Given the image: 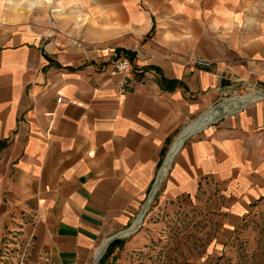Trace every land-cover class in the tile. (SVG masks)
Instances as JSON below:
<instances>
[{
  "label": "crops",
  "instance_id": "obj_1",
  "mask_svg": "<svg viewBox=\"0 0 264 264\" xmlns=\"http://www.w3.org/2000/svg\"><path fill=\"white\" fill-rule=\"evenodd\" d=\"M259 1L0 0V257L96 262L168 149L154 192L174 156L162 200L219 197L218 244L263 215L264 96L220 103L264 90Z\"/></svg>",
  "mask_w": 264,
  "mask_h": 264
},
{
  "label": "rangeland",
  "instance_id": "obj_2",
  "mask_svg": "<svg viewBox=\"0 0 264 264\" xmlns=\"http://www.w3.org/2000/svg\"><path fill=\"white\" fill-rule=\"evenodd\" d=\"M259 5L258 12L264 14V0ZM170 167L154 192L159 177L158 174L154 181L157 169L141 208L121 229L128 228L127 232L115 238L118 243L114 247L110 245L112 240L107 241L100 257L92 264H99L100 259H104L103 264H264V214L249 215L232 232V243L221 246L216 242L224 218L220 198L204 199L198 193L189 203L180 197L163 201ZM141 210H144L142 214ZM21 260V257H0V264H23Z\"/></svg>",
  "mask_w": 264,
  "mask_h": 264
},
{
  "label": "bare ground",
  "instance_id": "obj_3",
  "mask_svg": "<svg viewBox=\"0 0 264 264\" xmlns=\"http://www.w3.org/2000/svg\"><path fill=\"white\" fill-rule=\"evenodd\" d=\"M257 93H258V92H256V91H251V92H249V93H247V94H245V95H243V96H238V95H234V94H233V95L231 96L230 99H226V100H224L221 104L224 105V104H227V103H232V105H236V106H237L238 103H243L246 99H251V98L254 99L255 97L258 96ZM261 97H262V96H261ZM259 98H260V97H259ZM253 99H252V100H253ZM247 101H248V100H247ZM250 101H251V100H250ZM233 109H234L233 107H228V108H227V112H230V111H232ZM212 114H213V112H209V113L203 115L202 117H200V118L198 119L197 123L194 125V127H193L192 129L186 131V132L183 134V136H182V138H181V141H180V143H179V146H178V148L175 150V152H177V151L180 150L183 141L185 140V138H186L188 135H190L191 133L195 132L196 130L202 128L204 125H206L209 121H211V120L213 119V118H212ZM173 158H174V156L171 157V159H170L171 161L169 162V164H171ZM143 212H144V210L142 211V213H143ZM142 213H141V214H142ZM126 232H127V231H125L124 233H126Z\"/></svg>",
  "mask_w": 264,
  "mask_h": 264
},
{
  "label": "built area",
  "instance_id": "obj_4",
  "mask_svg": "<svg viewBox=\"0 0 264 264\" xmlns=\"http://www.w3.org/2000/svg\"><path fill=\"white\" fill-rule=\"evenodd\" d=\"M193 64L196 66L208 67L210 65V62L207 60H203V59H194ZM129 70H130L129 62L126 59L117 58L114 60L113 67L111 70V74L112 75H115V74H122L123 75V80L121 83L122 86L120 87V92H123L125 90V88H124L125 84L124 83L126 82V78L128 77ZM256 92H258L257 97L264 96V90H260V91H256ZM233 94L236 95L234 92L232 93V95ZM245 94H247V93H245ZM245 94H242V95H245ZM242 95H238V96H242ZM224 99H226V98H224ZM61 100H62V96L58 95L56 98V101L59 103Z\"/></svg>",
  "mask_w": 264,
  "mask_h": 264
},
{
  "label": "trees",
  "instance_id": "obj_5",
  "mask_svg": "<svg viewBox=\"0 0 264 264\" xmlns=\"http://www.w3.org/2000/svg\"><path fill=\"white\" fill-rule=\"evenodd\" d=\"M117 242H118V239H115V240H113L110 244L113 243V244L115 245ZM102 258H103V257H102ZM103 262H104V259H100V260H99V264H103Z\"/></svg>",
  "mask_w": 264,
  "mask_h": 264
},
{
  "label": "water",
  "instance_id": "obj_6",
  "mask_svg": "<svg viewBox=\"0 0 264 264\" xmlns=\"http://www.w3.org/2000/svg\"><path fill=\"white\" fill-rule=\"evenodd\" d=\"M167 153H168V152H167ZM166 155H167V154H166ZM117 236H119L118 233L112 235L111 237L108 238V241L115 239ZM94 263H95V262H94Z\"/></svg>",
  "mask_w": 264,
  "mask_h": 264
}]
</instances>
